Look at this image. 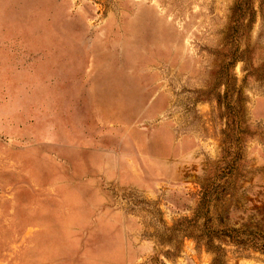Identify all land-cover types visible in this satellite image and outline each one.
Here are the masks:
<instances>
[{
	"label": "rangeland",
	"instance_id": "obj_1",
	"mask_svg": "<svg viewBox=\"0 0 264 264\" xmlns=\"http://www.w3.org/2000/svg\"><path fill=\"white\" fill-rule=\"evenodd\" d=\"M257 234L264 0H0V264H264Z\"/></svg>",
	"mask_w": 264,
	"mask_h": 264
},
{
	"label": "trees",
	"instance_id": "obj_2",
	"mask_svg": "<svg viewBox=\"0 0 264 264\" xmlns=\"http://www.w3.org/2000/svg\"><path fill=\"white\" fill-rule=\"evenodd\" d=\"M209 193V192H208ZM211 195L208 194V199L202 201L201 205L202 208L204 209V216L206 218V221L209 219V214H210V199H211ZM198 216L200 215H196L195 218H198ZM213 232H210L209 236L212 239H217L220 242L221 241H231V242H236L237 244H241V240H238V233L240 232V229H237L235 227L232 226H228L225 225L223 226L222 229L220 230H212ZM261 241V244H258V241ZM251 245L254 246L256 249H259L260 251L264 252V236L262 234H257V235H253L252 240H251ZM245 244V243H244ZM218 249V253H214V257H213V264H219L220 261H222V259L225 257L224 254V249L222 248V245L220 243L219 246H217Z\"/></svg>",
	"mask_w": 264,
	"mask_h": 264
}]
</instances>
